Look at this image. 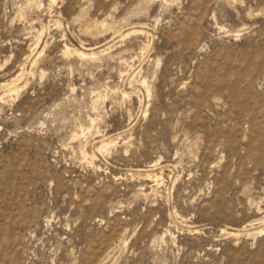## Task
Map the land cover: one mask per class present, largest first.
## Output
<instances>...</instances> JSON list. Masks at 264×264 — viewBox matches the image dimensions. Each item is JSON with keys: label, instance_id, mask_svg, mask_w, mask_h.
Returning <instances> with one entry per match:
<instances>
[{"label": "rangeland", "instance_id": "rangeland-1", "mask_svg": "<svg viewBox=\"0 0 264 264\" xmlns=\"http://www.w3.org/2000/svg\"><path fill=\"white\" fill-rule=\"evenodd\" d=\"M21 74L0 264H264V0H0Z\"/></svg>", "mask_w": 264, "mask_h": 264}, {"label": "bare ground", "instance_id": "bare-ground-1", "mask_svg": "<svg viewBox=\"0 0 264 264\" xmlns=\"http://www.w3.org/2000/svg\"><path fill=\"white\" fill-rule=\"evenodd\" d=\"M51 2H56L57 0H50ZM30 4V3H29ZM104 23V22H103ZM102 25V24H101ZM105 26V25H104ZM87 29H88V27H87ZM97 29H99V28H97ZM87 31V30H86ZM89 32V31H88ZM43 34V33H42ZM91 34V33H90ZM82 47V46H81ZM90 47V46H89ZM95 47V46H94ZM101 47V46H100ZM96 48V47H95ZM33 49V48H32ZM85 49H86V47H85ZM91 49H93V48H91ZM91 49H89V50H87V52L88 51H91V52H93V51H95V49L94 50H91ZM36 50H37V48H36ZM71 49H67V54H70L72 51H70ZM84 51H86V50H84ZM74 54L77 56V57H79L80 59H85V58H87V59H89L88 57H91L92 58V60H96L95 59V57H96V55H98V53L96 54V53H91V54H88V53H85V52H82V51H80V50H75L74 51ZM36 55V54H35ZM41 55V54H40ZM70 56H72V54L70 55ZM37 57V56H36ZM37 58H39V57H37ZM29 59H30V57H29ZM28 59V60H29ZM31 60V59H30ZM36 60H38V59H36ZM34 61V60H33ZM31 62V61H30ZM28 63V62H27ZM34 64H36V62H34L33 63V65ZM17 66V65H16ZM22 70H24V68L22 69ZM26 70H24V73H26L25 72ZM43 73V72H42ZM22 76H20V75H18V77L17 78H12V81L10 80V82H8V83H6V84H4V85H2V86H0V89H3L4 90V92L5 93H7L8 95L10 94V96H11V94H14V95H19L21 92H22V90H23V88L25 87V86H23V87H21L20 86V83H22L21 82V80H22V77L24 76L23 74H21ZM29 75V74H28ZM24 78V77H23ZM5 83V82H4ZM143 86H146V87H144V88H147V81L145 80V81H143L142 82V87ZM25 89V88H24ZM149 90V89H148ZM4 93V94H5ZM151 94V93H150ZM6 95V94H5ZM101 95V94H100ZM7 96V95H6ZM13 96V95H12ZM99 96V95H98ZM5 98V97H4ZM3 98V96L1 95L0 96V102L4 99ZM101 98V97H100ZM100 98H98V100H100L101 101V99ZM97 100V101H98ZM99 102V101H98ZM96 107V106H95ZM96 110V109H95ZM92 123L94 124V123H96V120H93L92 119ZM92 124V125H93ZM94 126V125H93ZM92 126V127H93ZM101 143V142H100ZM101 147L99 148V146H98V148H97V150H99L100 152H104V150H108V148H109V144H106V141L105 142H103V143H101ZM111 145H112V143H111ZM85 156H87L86 154H84ZM87 158H88V156H87ZM95 159V158H94ZM151 176V175H150ZM154 178H156V177H154ZM159 180V179H158ZM157 180V181H158ZM263 232V231H262ZM261 232V233H262Z\"/></svg>", "mask_w": 264, "mask_h": 264}]
</instances>
